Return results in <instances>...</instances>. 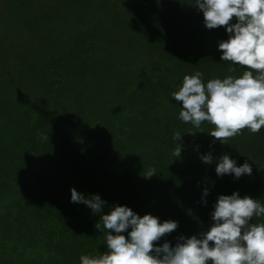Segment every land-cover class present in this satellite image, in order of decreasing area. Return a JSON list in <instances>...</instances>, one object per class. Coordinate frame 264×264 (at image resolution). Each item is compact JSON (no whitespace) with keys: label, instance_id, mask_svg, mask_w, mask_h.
Wrapping results in <instances>:
<instances>
[{"label":"trees","instance_id":"trees-1","mask_svg":"<svg viewBox=\"0 0 264 264\" xmlns=\"http://www.w3.org/2000/svg\"><path fill=\"white\" fill-rule=\"evenodd\" d=\"M2 3L0 264H80L81 255L103 254L106 232L95 225L117 205L177 221V230L156 242L175 247L179 237L210 229L220 195L238 192L264 204V127L223 144L209 135L215 126L207 121L196 128L179 119L182 105L171 94L185 75L199 71L206 84L246 70L221 60L225 27L195 28V0ZM91 62L127 92L74 98L77 116L60 88L73 67L76 75ZM175 132L181 140H173ZM209 153L210 164L201 159ZM223 155L237 166L249 163L252 174L218 176ZM149 169L156 175L147 178ZM72 188L85 198L99 195L102 212L71 202Z\"/></svg>","mask_w":264,"mask_h":264},{"label":"clouds","instance_id":"clouds-1","mask_svg":"<svg viewBox=\"0 0 264 264\" xmlns=\"http://www.w3.org/2000/svg\"><path fill=\"white\" fill-rule=\"evenodd\" d=\"M195 5V28L225 27L229 38L219 43L221 60L246 70L240 77L228 75L206 84L199 71L185 75L182 86L171 94L182 105L179 119L196 128L207 121L215 126L209 135L223 144L244 129L259 133L264 127V0H195ZM4 7L5 3L0 4V11ZM234 19L236 23H232ZM43 138L48 140V135ZM181 138L179 132L174 133V141ZM181 150L178 145L173 155L180 157ZM201 159L213 162L211 153ZM215 170L218 176L234 174L236 178L253 171L247 162L237 166L229 155L219 159ZM154 175L155 169H149L146 177ZM71 202L83 203L93 213H101L106 204L99 195L85 198L75 188L71 189ZM214 209V223L208 231L199 237L181 236L173 247L169 242L162 246L156 242L177 230V221L161 223L151 214L141 217L130 207L114 206L95 225L106 232L107 250L98 256L81 255L80 264H264V223L251 222L253 217H264V204L251 196L241 198L236 192L220 195Z\"/></svg>","mask_w":264,"mask_h":264},{"label":"rangeland","instance_id":"rangeland-1","mask_svg":"<svg viewBox=\"0 0 264 264\" xmlns=\"http://www.w3.org/2000/svg\"><path fill=\"white\" fill-rule=\"evenodd\" d=\"M98 19L99 18H96L95 16V21ZM63 39L66 43L67 37L63 36ZM115 57L116 55H111L107 59L114 60ZM73 70L74 67L65 77V84L61 86L60 90L64 94L63 101L67 106V109L73 107L72 114L74 115L78 116L79 113V104L74 102V98L80 101H98L100 98L105 97L110 93L122 94L127 92L121 87L120 79L117 76H110L105 73L104 70L95 66L92 62L76 75H73ZM55 85L57 86V83ZM113 151H115V147H112L111 150L107 152L101 153L95 162L106 159L105 155L110 154Z\"/></svg>","mask_w":264,"mask_h":264}]
</instances>
